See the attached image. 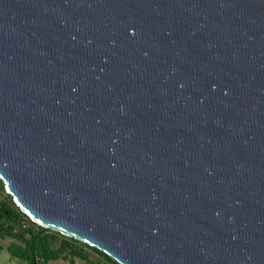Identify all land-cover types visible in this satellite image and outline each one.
I'll return each mask as SVG.
<instances>
[{
    "label": "water",
    "instance_id": "water-1",
    "mask_svg": "<svg viewBox=\"0 0 264 264\" xmlns=\"http://www.w3.org/2000/svg\"><path fill=\"white\" fill-rule=\"evenodd\" d=\"M0 179L119 264H264V0H0Z\"/></svg>",
    "mask_w": 264,
    "mask_h": 264
},
{
    "label": "trees",
    "instance_id": "trees-1",
    "mask_svg": "<svg viewBox=\"0 0 264 264\" xmlns=\"http://www.w3.org/2000/svg\"><path fill=\"white\" fill-rule=\"evenodd\" d=\"M0 191L5 194V197L0 199V240L10 237L20 243H13L8 248L15 258L27 264H49L59 259H68L70 264H75L77 258L88 264H99L91 259L83 248L85 246L109 261L119 264L97 248L33 223L15 204L12 196L6 193L1 179ZM59 237L63 239L60 240Z\"/></svg>",
    "mask_w": 264,
    "mask_h": 264
},
{
    "label": "rangeland",
    "instance_id": "rangeland-1",
    "mask_svg": "<svg viewBox=\"0 0 264 264\" xmlns=\"http://www.w3.org/2000/svg\"><path fill=\"white\" fill-rule=\"evenodd\" d=\"M2 197H5V194L2 191H0V199ZM26 226L28 228L29 223ZM59 239L62 240L63 238L59 237ZM16 242L17 241L15 239L10 238V237H6V238L0 240V264H27L25 261L18 259V258H15L14 256H12L10 254L8 248L11 244L16 243ZM17 243H19V242H17ZM83 248L90 255L91 259L94 262H97L99 264H115L114 262L109 261L107 258L101 256L100 254H98L94 250L87 248L85 246ZM49 264H70V261L68 259H59L56 261H51ZM75 264H88V263L77 258L75 260Z\"/></svg>",
    "mask_w": 264,
    "mask_h": 264
}]
</instances>
